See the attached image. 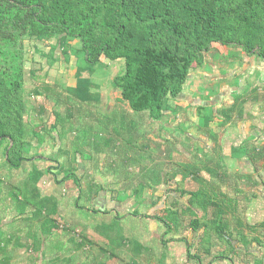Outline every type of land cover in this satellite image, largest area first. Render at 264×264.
Wrapping results in <instances>:
<instances>
[{"label":"rangeland","instance_id":"rangeland-1","mask_svg":"<svg viewBox=\"0 0 264 264\" xmlns=\"http://www.w3.org/2000/svg\"><path fill=\"white\" fill-rule=\"evenodd\" d=\"M23 45L24 130L28 154L33 158L23 162L19 169H12L5 160L7 143L0 145V208L8 189L20 195L21 191L30 194L34 188L39 196L37 202L56 206L61 235H67L62 230L73 227L77 240H81V235L87 232L99 237L97 229H104V239L112 242L117 235V241L103 240L99 245L94 242L93 250L102 246L118 257L121 251L122 262L139 247L140 251L151 252L150 258L144 257L149 264L162 258L164 264H189L185 245L169 247L171 242L185 240L197 256L206 250L214 256L221 253L229 256L233 251L235 264H264V228L256 231L247 228L264 222V108L258 104L262 101L259 96L262 86L247 87L250 105L242 104L248 95L244 88L237 91L241 100L231 96L218 100L206 88L212 86V81L196 82V68L187 91L193 99L202 100L200 108L205 107L202 113L197 109L203 116L200 125L196 124L197 102L184 101V96L170 100L173 112L155 122L148 113L131 112L113 86L114 78L124 71L123 60L110 62L101 58L98 65L88 69L76 39L67 40L65 53L57 36L42 40L26 38ZM234 53L236 58L240 56ZM212 73L210 70L209 75ZM226 73L232 75L229 70ZM230 85L239 87V82ZM45 86L51 87L55 100L46 97ZM56 113L61 117L70 114L62 138L55 126ZM207 118L208 126L204 127ZM179 127L187 132L180 133ZM228 152L238 153V160L232 156L230 162ZM211 157L216 158L209 160ZM205 167L228 173L221 185H228L229 189L221 188L235 214L219 220L233 227L230 241L214 231L212 209L207 213L199 208L189 212L188 198L180 194L186 183L202 186L204 180L208 183L218 180ZM69 170L79 177V185L73 179L58 184ZM35 171L42 174L37 182L33 181ZM14 207L18 208L16 200ZM168 211L177 214L176 231L170 232L157 219L169 223ZM193 219L202 226L196 231L190 226ZM240 224L244 227L242 234L236 229ZM6 240L0 246L5 253H0V258L5 261L10 252ZM13 244L18 255H23L24 249ZM207 262L204 259L203 263Z\"/></svg>","mask_w":264,"mask_h":264},{"label":"trees","instance_id":"trees-1","mask_svg":"<svg viewBox=\"0 0 264 264\" xmlns=\"http://www.w3.org/2000/svg\"><path fill=\"white\" fill-rule=\"evenodd\" d=\"M53 36L58 37L64 53L67 40L76 39L88 69L101 58L123 60L124 71L114 78L113 86L131 112L148 113L152 121L159 122L170 110L169 101L184 90L194 64L203 63L212 45L238 47L264 60V0H0V145L7 143L5 160L12 169L33 158L24 130L23 41ZM44 89L46 97L55 100L51 87ZM69 115L55 114L60 138ZM35 136L39 138L38 133ZM33 174L34 182L42 175ZM70 179L78 185L81 182L69 170L58 184ZM188 193L187 211L213 209L214 231L230 241L233 227L219 220L234 211L223 206L227 197L214 194L212 198L201 189ZM157 219L170 232L178 226L175 212L168 211L170 224ZM190 226L194 231L202 227L197 219ZM242 228L241 224L236 227L240 234ZM247 228L256 231L264 228V222ZM187 251L189 257L199 259ZM216 260L232 263L225 256Z\"/></svg>","mask_w":264,"mask_h":264},{"label":"crops","instance_id":"crops-1","mask_svg":"<svg viewBox=\"0 0 264 264\" xmlns=\"http://www.w3.org/2000/svg\"><path fill=\"white\" fill-rule=\"evenodd\" d=\"M234 46H222V45H212L210 51L204 55L203 63L201 65H194L192 70L190 71V74L188 76L187 83L184 87V90L180 94V96L175 100H179L180 97L184 96V101H187L190 99V101L194 100L196 101V105L201 106L202 100L199 98L193 99L190 95V93L187 91V88L189 86L190 79L194 80V75H192L193 71L198 69L197 71V81L198 83L203 81H212L211 87H206L210 90V95L213 94V97L221 98L222 96L234 98L235 100H241L240 95L237 91L243 89L245 91V95L247 97L244 98V101L242 104H248L250 105V96L249 91H247V87L251 86L250 88L253 89V87L256 88V84H259L261 87V90L259 92L260 100L261 102H258L259 106L261 108H264V60L256 58L255 56H251L246 54L242 49L241 52L239 49H234ZM239 54L240 56L236 58L235 53ZM210 70L213 71L212 75L210 74ZM229 72L232 74H228L226 72ZM195 78V79H196ZM241 78L243 80L241 81ZM237 79V81H236ZM232 82H239V87L232 86L230 83ZM246 83V84H245ZM238 84V83H237ZM234 85V84H233ZM201 86V85H200ZM255 90V89H254ZM201 91H204L201 89ZM215 92V93H214ZM234 92V93H233ZM121 94V93H120ZM208 95V93H207ZM224 98V97H222ZM219 100V99H218ZM205 104V103H204ZM189 105H184L185 108H187ZM196 107V119L198 122L196 124H199L200 117H203L202 114L199 115V112L197 109H199L200 113H202L203 110H205V107L200 106ZM205 106H207L205 104ZM173 110L170 109L163 113V117L166 113H172ZM149 116V115H148ZM224 116H227L224 114ZM162 117V119H163ZM228 118V117H226ZM244 119V118H243ZM204 121L203 126H208L207 122ZM230 120V119H229ZM233 120V119H232ZM245 120V119H244ZM166 126L170 127L169 123H166ZM180 126H182V123H180ZM235 128V127H234ZM251 128V127H249ZM180 133L187 132V129L184 130L182 127H179ZM236 130V129H234ZM249 140V139H248ZM248 143L253 144L252 142L248 141ZM237 149H235L236 151ZM243 152L246 151V149L242 150ZM248 151V149H247ZM263 156H264V151ZM228 159L230 162H233L234 160H238V153L231 154V152L226 153ZM245 155V154H244ZM247 158H249L248 155H246ZM225 157V156H224ZM227 157H225V161L227 160ZM216 157H211L209 160H215ZM219 159V158H218ZM217 160V159H216ZM220 161H223L222 159H219ZM218 160V161H219ZM236 162V161H235ZM205 167L206 171L210 172L213 177L217 178L218 180H213L208 183L207 181H203L202 186H197L194 184H188L186 183V188L191 187L190 190H186L182 188V191H180L181 195L187 196V204L189 202L190 196L188 195V192H195L197 190L202 191H208L211 193L212 198L213 195H220L223 194L226 196L225 192L223 191L221 187H225V184L221 185L223 179H225L226 175H228L227 171H220V168H213ZM181 176V175H180ZM199 179H197V182ZM189 185V186H187ZM228 186V185H227ZM227 186L225 188H227ZM221 189L220 191L218 189ZM229 189V186H228ZM21 191V196L18 195L16 192H11V189H8V192L3 195L4 204L2 205L1 210V216H0V246L4 245V241L6 240L9 251L7 252L8 260L5 261L0 258V264H149L148 261L144 260V257L150 258L151 252L149 251H140V248L138 247L136 250L128 256L129 259L127 261L122 262L121 255L123 252L120 251L119 257L115 256L112 252H107L106 249L98 247L97 250H93V244L98 243L101 244L104 241H110L111 239L105 238V231L104 229H97L100 232V236L94 234V237H92L88 232L84 235H81V240H77L75 236V231H73V227H69L70 224L68 221L66 223V227L68 230H62V233H65L63 231H66L67 235L60 234L59 229L62 228V224L60 225V217L57 212L56 206L46 204L44 205L42 202H37L39 196L37 197L36 189H31V193H27V191ZM26 195L24 196L23 195ZM12 194V197L10 196ZM28 195L31 197H28ZM16 200V203L18 205V208L15 209L14 207V201ZM2 200V201H3ZM30 200V201H29ZM227 200V199H226ZM224 200L223 206H230L228 202ZM229 200V199H228ZM215 200L212 199V203ZM218 201V200H217ZM22 203V206L20 205ZM218 204V203H217ZM5 205V206H4ZM233 207V205H231ZM197 209V208H196ZM211 210V209H210ZM234 210V207H233ZM92 210V213H94ZM97 213H110L105 211H99ZM213 213V209H212ZM104 214V215H107ZM229 215L235 214V211L233 213L228 212ZM227 214V217H228ZM29 216L31 218H29ZM117 216V215H116ZM114 220V219H113ZM113 224V221H112ZM176 231V230H175ZM114 240L112 242L117 241V235L114 236ZM232 238V236H231ZM104 240V241H103ZM25 241V242H23ZM82 241L83 243H81ZM103 241V242H102ZM13 242L16 243L17 248L24 249L23 255H18V252L14 250L15 245ZM19 242V244H18ZM21 242V243H20ZM101 242V243H100ZM111 242V241H110ZM111 242V243H112ZM25 243V244H24ZM181 243L185 245L186 252V260L189 262V264H193L191 261H195L197 264H204V259H208V262L206 264H235V260L233 258V251L231 252V255L225 256L229 259H232V263L228 260H216V257L218 256H224L223 253L221 255H212L209 250H206L202 254V256H198V260L193 259L192 257H189L187 248L190 249V254L193 256L195 255L193 253V250L189 246V244L182 240L180 243L171 242L169 243V247H182ZM168 245V242L166 243ZM90 246L91 248H87ZM143 248L142 246H140ZM4 251V250H2ZM0 251V253L5 254L4 252ZM178 253H181L180 250ZM15 256V257H14ZM18 256V257H16ZM4 258V257H3ZM10 258V260H9ZM12 258V259H11ZM14 258H19V261L13 260ZM169 257L166 258L165 262H167ZM212 259V260H211ZM121 260V263H120ZM210 260V261H209ZM153 264H164V259H155L152 261ZM152 264V263H151Z\"/></svg>","mask_w":264,"mask_h":264}]
</instances>
